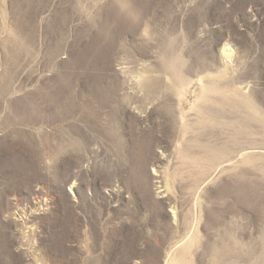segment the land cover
Here are the masks:
<instances>
[{"label": "rangeland", "instance_id": "obj_1", "mask_svg": "<svg viewBox=\"0 0 264 264\" xmlns=\"http://www.w3.org/2000/svg\"><path fill=\"white\" fill-rule=\"evenodd\" d=\"M171 261L264 264V0H0V264Z\"/></svg>", "mask_w": 264, "mask_h": 264}, {"label": "bare ground", "instance_id": "obj_2", "mask_svg": "<svg viewBox=\"0 0 264 264\" xmlns=\"http://www.w3.org/2000/svg\"><path fill=\"white\" fill-rule=\"evenodd\" d=\"M176 259V258H175ZM170 264H174V262L173 261H171V263Z\"/></svg>", "mask_w": 264, "mask_h": 264}]
</instances>
